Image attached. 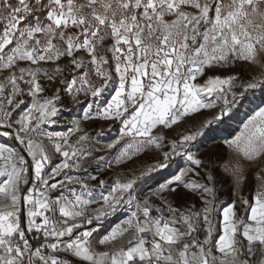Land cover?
<instances>
[{"label": "snow or ice", "instance_id": "snow-or-ice-1", "mask_svg": "<svg viewBox=\"0 0 264 264\" xmlns=\"http://www.w3.org/2000/svg\"><path fill=\"white\" fill-rule=\"evenodd\" d=\"M257 89L264 0H0V264H264V107L224 142L233 195L251 175V198L222 201L198 149ZM97 120L119 124L109 167L152 162L106 187L85 166H105Z\"/></svg>", "mask_w": 264, "mask_h": 264}, {"label": "rangeland", "instance_id": "rangeland-1", "mask_svg": "<svg viewBox=\"0 0 264 264\" xmlns=\"http://www.w3.org/2000/svg\"><path fill=\"white\" fill-rule=\"evenodd\" d=\"M260 69H256V74H259ZM233 74L240 78V80H247L251 78V75L253 74L252 71H250L248 68L242 65H237L233 70ZM222 74L227 75L228 73L225 71ZM238 80V83L240 82ZM58 83L56 85H53V88L57 87ZM100 103H104V100H100L97 102V104L100 105ZM86 106V105H85ZM96 105H94L95 107ZM70 107H73L70 105ZM259 107H264V89H257L254 92H249L244 99L240 100L235 107L233 108V113L231 118L225 117L224 122L220 123L218 125H213L208 131L207 134L200 140V144L198 146V149L201 150L200 154L202 158H205L207 167L211 170H213L216 175L220 178L219 183L217 184V188L221 189L219 192V196L222 201L231 202L232 200H238L239 197L243 196L246 198H251V196L255 193L257 188V181L252 178V176H249L248 182L245 184L242 190H239L233 195V187H232V179L230 176H228L224 171L223 167L226 163L229 162V160L232 158L231 150L228 149L227 144L224 143L226 140H231L235 135H237L240 130L242 129L243 123L246 122L248 117L253 114L255 110H257ZM82 114V108L76 107L75 111L69 112L65 110L64 113V119H68L69 116L71 118L76 119L79 115ZM211 111H205L204 116H201L199 114L195 115V123H199L200 120L204 119L205 117L211 116ZM119 126V124H117ZM96 126L88 127L89 133L92 135L93 142L97 139H100L101 136L109 135L111 132V128H105L104 131L100 132L96 130ZM63 130V129H58ZM170 136H175V132L169 133ZM208 145H212V147L208 150H204ZM99 147V145H97ZM198 149H193V151H197ZM116 153L115 150H108L105 148L104 150H101L97 153H95L96 156L101 157L104 160H107L109 156ZM174 162L170 165V167L166 170L162 169L157 173H154L152 178L146 179L143 183H141L138 191L141 194H145L149 192L152 188H154L157 184V181L163 182L166 179H169L171 174L176 171L177 166H183L185 164V161L180 158H173ZM114 161V158L111 159V162ZM89 165L86 167H90L95 165V163L92 160H89ZM144 162L151 163L152 161L148 159L147 156L144 154H141L138 157H134L132 160H129L119 166L115 165L114 163L112 166L116 169L118 172H112L111 174L100 178L101 170H97L95 172L90 171L92 174L97 175L100 179H103L107 182V186L112 185L114 181L117 178L123 179L125 175H128L129 172H120L122 170L120 169H126L127 163L129 166H133V170H138L141 165ZM104 165H107L104 163ZM120 170V171H119ZM93 186L97 184V181L90 182ZM251 183V184H250ZM78 191H83L82 189H79L77 186ZM100 188L96 187L94 191V195L99 196ZM123 217V214H117V216L109 218L107 222L104 223L103 229H101V232L106 231L109 227H111L112 224L118 222Z\"/></svg>", "mask_w": 264, "mask_h": 264}, {"label": "crops", "instance_id": "crops-1", "mask_svg": "<svg viewBox=\"0 0 264 264\" xmlns=\"http://www.w3.org/2000/svg\"><path fill=\"white\" fill-rule=\"evenodd\" d=\"M100 105L102 106L103 103H100ZM87 126L88 127L96 126L97 127L96 130L97 131H100V132L104 131L105 128H108L109 127L108 126V123L105 122V121H102V120H97L95 122H88V125ZM111 129L112 130L109 133V135L101 136L100 139H99L100 141L103 142L102 144L99 145V148L101 150H104L105 149V147H103V144L104 143H107L108 141H110L112 138H114L117 135L118 130H119V126H117V124H113L111 126ZM115 156H116V153H114L113 155L109 156V158L107 160L102 159L103 162L106 163L107 165H105L103 167V169L101 171L100 178L105 177V176L111 174L112 172H118V171H116V169L113 166H111V167L108 166V164L111 162V159H113ZM89 164H90V162H87L85 166H87ZM130 169L133 170V166L132 165L129 166V164L127 163L126 169H120L122 171H120V170L119 171L120 172H129Z\"/></svg>", "mask_w": 264, "mask_h": 264}, {"label": "built area", "instance_id": "built-area-1", "mask_svg": "<svg viewBox=\"0 0 264 264\" xmlns=\"http://www.w3.org/2000/svg\"><path fill=\"white\" fill-rule=\"evenodd\" d=\"M90 171L95 172L97 171L96 164L93 166L88 167ZM103 169V168H102Z\"/></svg>", "mask_w": 264, "mask_h": 264}, {"label": "bare ground", "instance_id": "bare-ground-1", "mask_svg": "<svg viewBox=\"0 0 264 264\" xmlns=\"http://www.w3.org/2000/svg\"><path fill=\"white\" fill-rule=\"evenodd\" d=\"M251 184V183H250Z\"/></svg>", "mask_w": 264, "mask_h": 264}]
</instances>
